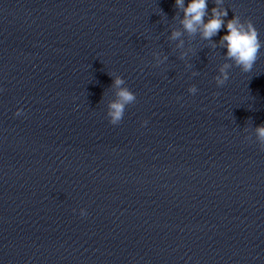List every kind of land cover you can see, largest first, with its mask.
I'll list each match as a JSON object with an SVG mask.
<instances>
[{
	"label": "clouds",
	"instance_id": "1",
	"mask_svg": "<svg viewBox=\"0 0 264 264\" xmlns=\"http://www.w3.org/2000/svg\"><path fill=\"white\" fill-rule=\"evenodd\" d=\"M213 3L215 6L211 8L209 15L208 0H189L187 5L185 0H175L174 7L183 15L179 18L180 27L171 29L168 40L176 42L177 49H182L185 45V36L194 38L199 34L201 40L211 41L213 48L226 49L225 62L218 67V74L214 76L217 87H222L229 80V70L232 67H238L244 73L252 71L260 57L261 49L264 48V41H261L260 34L251 19H241L239 15L234 14L231 19L225 20L228 9L223 6L224 0H213ZM173 18L177 19V16L174 15ZM225 27L227 34L222 35L219 41H214L213 37ZM192 51L189 49L187 52H180L179 58L184 60ZM152 56L155 61L154 66L157 67L168 59L166 55L162 56L159 52H153ZM187 66L190 67V65ZM192 75H198V72H193ZM110 76L113 98L107 101L106 117L108 122L115 126L121 123L126 108L134 104L137 98L120 75L112 73ZM187 91L195 94L198 89L195 85H191ZM22 114L23 110L20 108L14 113L15 116ZM146 124V120L142 122V126ZM254 132L255 142L264 151V124L256 126ZM80 215L86 216V210L80 209Z\"/></svg>",
	"mask_w": 264,
	"mask_h": 264
}]
</instances>
